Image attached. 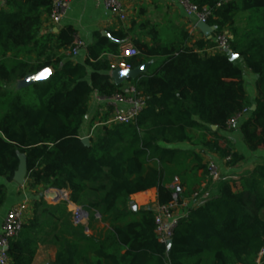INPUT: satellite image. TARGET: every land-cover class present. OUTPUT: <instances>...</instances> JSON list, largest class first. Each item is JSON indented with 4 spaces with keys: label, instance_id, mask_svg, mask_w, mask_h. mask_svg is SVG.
I'll return each mask as SVG.
<instances>
[{
    "label": "trees",
    "instance_id": "16d2710c",
    "mask_svg": "<svg viewBox=\"0 0 264 264\" xmlns=\"http://www.w3.org/2000/svg\"><path fill=\"white\" fill-rule=\"evenodd\" d=\"M54 1L0 6V208L7 199L2 179L12 182L24 160L30 187L67 190L89 223H76L65 205L38 199L32 218L9 242V264H33L45 227L57 247L53 264H257L264 245V157L237 179L221 176L213 192L203 182L210 176L205 153L229 158L232 168L244 159L221 132L231 130L228 122L245 108L242 141L250 152L264 151V0H190L211 11L213 37L231 35L229 52L209 53L212 38L188 44L183 27L161 34L157 23L139 18L140 10L129 28L111 29L109 36L96 31L82 63L68 54L76 39L72 27L41 34ZM134 29L150 39L132 37L139 53L126 59L132 70L151 62L129 79L144 107L132 123L107 124L114 109L108 104L87 145L80 129L90 99L122 92L110 65ZM230 53L237 58L230 60ZM242 64L256 76L254 99ZM46 69L44 79L8 88ZM151 188L159 206L175 194L179 205L203 200L178 220L169 246L158 239L155 209L131 206L133 194ZM96 219L103 230L89 234Z\"/></svg>",
    "mask_w": 264,
    "mask_h": 264
},
{
    "label": "crops",
    "instance_id": "0c3cea01",
    "mask_svg": "<svg viewBox=\"0 0 264 264\" xmlns=\"http://www.w3.org/2000/svg\"><path fill=\"white\" fill-rule=\"evenodd\" d=\"M3 2L4 0H0V6L3 4ZM125 7L128 13V19L126 21H120L117 17L112 16L106 12L103 0H71L70 8L58 25L53 24L48 17H44L41 34H55L57 36L64 28L72 27L76 31V37L81 38L87 46L88 44L93 42L94 33L96 31H100L103 34L106 33V35L109 36V30L111 29H118L120 27L129 28L131 18L136 16L138 11L141 10L142 14L139 16V18L149 19L151 22L157 23L159 25V32L161 34H164L165 32L172 33L177 28L183 27L188 31L190 35V41H188V44L190 45L191 42L197 39L213 38V29L210 27L202 28L198 26L196 24L195 18L187 16L183 8L176 2V0H125ZM132 37H141L146 41L150 40L148 36L141 35V31L139 29H134L132 35L124 43H122V45L131 43ZM86 46L80 49L76 57H72L75 61L81 63L85 61L87 56ZM61 52H63V50ZM150 64L151 62H147L143 66L139 67L138 69L140 70V74L143 72H147ZM42 74L44 75V71L16 81L15 83L18 84V87L14 90H17L29 84L31 81L39 79L38 77H41ZM247 78H249L250 82L252 83L250 90L247 89ZM244 79L248 96L250 99H254L256 96V76L249 70L247 72L246 70H244ZM122 83H124V86L131 85L129 79H125ZM107 106L108 101L105 98L99 96L96 93L92 95L89 102L88 113L80 129L81 139L83 137L90 138V134L93 131V128L103 120L102 117L108 110ZM121 106L125 109L129 107L128 104H121ZM234 127L235 129L233 131L229 130L226 132H221V134L229 138L232 143L235 139L237 140L240 138L242 140V134L240 132V121ZM183 147L189 148L190 146L184 144ZM196 150H199V148L196 147ZM248 152L253 153V155L258 154L264 157V151ZM205 161L216 163L219 167L221 175L235 172L234 168L230 167L231 169H227L226 160L218 158L215 153H205ZM22 163H24V160H22ZM2 182L6 181L2 180ZM6 183L8 186V197L5 204L0 209V231L2 229L3 220L10 208L22 201H28L29 203L32 198L31 187L28 185L27 178L23 184H20L15 180ZM204 185L205 182H203V186ZM206 196L207 194L204 195V198ZM131 200L133 201L131 205L133 209H138L141 207H151L153 209H156L158 206L157 188H151L146 191L135 193L131 196ZM57 201L58 200H56L54 203L58 205ZM202 201V199L194 201V199L192 198H186L184 199L182 205L177 206L178 209H176V214L186 213L189 206H191L193 203L197 204ZM33 215L34 212L30 213L28 210L27 220L32 218ZM103 227L104 224L100 220H94L91 224V228H89L87 232L89 234L98 235L103 230ZM50 232L51 228L45 227L44 231H42V233L40 234L41 241L39 242L33 264H53L57 247L51 240Z\"/></svg>",
    "mask_w": 264,
    "mask_h": 264
},
{
    "label": "built area",
    "instance_id": "2783aa9c",
    "mask_svg": "<svg viewBox=\"0 0 264 264\" xmlns=\"http://www.w3.org/2000/svg\"><path fill=\"white\" fill-rule=\"evenodd\" d=\"M176 2L183 8L184 12L189 17H194L196 24L202 22L206 23L211 15V11L207 7L200 8L198 5L194 4L190 0H176ZM71 0H55L54 8L51 15L48 17L49 20L58 25L68 9L70 8ZM106 12L112 16L117 17L120 21H126L128 19V13L125 7V0H103ZM215 46L207 49L208 52H229L230 51V40L231 35L225 31L215 35L213 38ZM85 42L76 37L73 47L70 49L68 54L72 57H76L81 48H84ZM139 53L138 49L131 43L123 44L121 46L120 54L114 58L110 65V73L117 69L121 70H132V66L127 62V58L135 56ZM108 104L114 107L110 117L105 122L107 124L118 123V124H129L135 120L137 114L144 107V99L141 96L140 91L134 84L124 86L122 92L108 99ZM121 104H128V108H123ZM249 112V108H245L241 113L230 119L228 122V128L235 126L240 119L244 118ZM229 160L226 159V161ZM216 164L214 162H209V173L213 175L216 171ZM58 192H64L66 201L75 208L73 213V218L76 223H82V218L86 217L87 212L81 208V206L76 207L70 201L69 192L67 190H59ZM197 193L194 194V197ZM175 200L165 206H157L156 212V233L160 242L165 243L169 246V242L172 241L173 231L178 223V220L185 216L186 213L176 214L174 209L179 206L177 202V194L174 195ZM184 205V204H183ZM29 210L28 201H22L18 204L13 205L7 212L2 229L0 231V264H9L10 256L8 253L10 240L17 236L22 229L23 224L27 220V213ZM96 217H100L96 214ZM83 224V223H82ZM264 259V245L261 248L258 258L256 260L257 264H262Z\"/></svg>",
    "mask_w": 264,
    "mask_h": 264
},
{
    "label": "rangeland",
    "instance_id": "374dc122",
    "mask_svg": "<svg viewBox=\"0 0 264 264\" xmlns=\"http://www.w3.org/2000/svg\"><path fill=\"white\" fill-rule=\"evenodd\" d=\"M242 67H243V71L244 70H246V72L248 71V69L243 64H242ZM246 80H247L246 81L247 89L250 90L252 83L250 82L249 78H247ZM17 87H18V84H16V83H12V84L8 85V88H11L12 90L16 89ZM234 129H235V127H232L230 131H233ZM233 144H234L235 148L239 152L243 153L244 159L241 162H239V164L234 168L235 172H232V173L230 172L229 174L226 173V174H222V175L220 173L218 165L215 163L216 167H217L215 173L213 175H210L207 178L206 182H205V185L207 183L206 186L208 187L207 193L215 191V188H217L218 182H219V178L221 176H225L226 175V176L232 177L234 179H237L240 173H242L244 171H247V170H250V169H253L258 163L262 162V159H263L262 155H258V154L253 155V153H249L247 151V149L244 147V143H243V141L240 138L237 139V140L235 139L233 141ZM226 168L229 169L230 167L226 165ZM2 180L5 181L4 179H2ZM6 182H3V183L5 184ZM6 188H7V197H8V186H7V183H6ZM52 190H55L58 193L57 195L54 196V198H52L53 200L50 199V197H49V192L52 191ZM63 193L64 192H58L56 190V188H52V187H48V188H43V187H41V188H39V187L32 188L31 187V197L32 198H31V200L29 202V212L30 213L34 212V203L38 199L43 198L44 201L47 203V205L52 207V206H56L57 205L54 202L58 199V197H59V200L57 201L58 204L65 205L69 211L74 212L75 208H73V206L66 201L67 198H65ZM6 201H7V199H6ZM132 203H133V201H132ZM132 203H131V205H132ZM75 206L79 207L77 205H75ZM82 209L86 211V209H84V208H82ZM176 209H178V208L176 207L174 209L175 212H176ZM98 220L99 219H96V221H98ZM82 223H87V224L89 223L88 212H87L86 217L82 218Z\"/></svg>",
    "mask_w": 264,
    "mask_h": 264
},
{
    "label": "water",
    "instance_id": "95a60500",
    "mask_svg": "<svg viewBox=\"0 0 264 264\" xmlns=\"http://www.w3.org/2000/svg\"><path fill=\"white\" fill-rule=\"evenodd\" d=\"M198 26H200L202 28H208L209 27L206 23H202V22L198 23ZM105 35H106V33H105ZM236 58H237V55H233L232 53H230V56H229L230 60H235ZM49 74H50V69H46V70H44L43 78H39L37 80H42L45 77H47ZM139 74H140L139 69L129 70V71L117 69V70L112 72V76L115 79L116 83H122L125 79L136 78ZM255 108H256V105L253 104L252 110H254ZM213 128L216 129V126H213ZM81 140L83 143H85L87 145L90 142L88 137H83ZM14 180L20 184H23L25 182V180H26V165H25V163H22L20 165L18 171L16 172V174L14 176ZM57 200H59V197ZM171 242H169V244H171Z\"/></svg>",
    "mask_w": 264,
    "mask_h": 264
},
{
    "label": "bare ground",
    "instance_id": "6f19581e",
    "mask_svg": "<svg viewBox=\"0 0 264 264\" xmlns=\"http://www.w3.org/2000/svg\"><path fill=\"white\" fill-rule=\"evenodd\" d=\"M58 193L55 190H52L49 192V197L50 199L54 198L55 195H57ZM53 200V199H52Z\"/></svg>",
    "mask_w": 264,
    "mask_h": 264
},
{
    "label": "snow or ice",
    "instance_id": "6c2138e0",
    "mask_svg": "<svg viewBox=\"0 0 264 264\" xmlns=\"http://www.w3.org/2000/svg\"><path fill=\"white\" fill-rule=\"evenodd\" d=\"M38 78H43V74H42V76H41V77H38Z\"/></svg>",
    "mask_w": 264,
    "mask_h": 264
}]
</instances>
